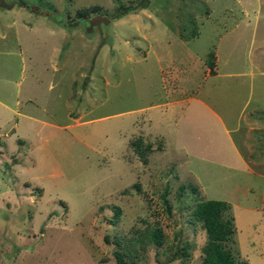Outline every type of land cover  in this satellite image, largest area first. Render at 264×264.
I'll use <instances>...</instances> for the list:
<instances>
[{
  "label": "rangeland",
  "instance_id": "374dc122",
  "mask_svg": "<svg viewBox=\"0 0 264 264\" xmlns=\"http://www.w3.org/2000/svg\"><path fill=\"white\" fill-rule=\"evenodd\" d=\"M210 198L264 264V0H0V260L200 264Z\"/></svg>",
  "mask_w": 264,
  "mask_h": 264
},
{
  "label": "trees",
  "instance_id": "16d2710c",
  "mask_svg": "<svg viewBox=\"0 0 264 264\" xmlns=\"http://www.w3.org/2000/svg\"><path fill=\"white\" fill-rule=\"evenodd\" d=\"M139 8L145 6V3H139L137 5ZM122 11H117L112 18H117L126 12H130L134 9L129 5L119 4L118 8H122ZM81 12L86 10L80 9ZM211 60L213 55H209V60ZM211 69V66H210ZM133 145L134 150H143L139 148L140 143H142L140 138H136L130 141ZM148 143L145 148H148ZM141 158L146 157L145 153L141 154ZM230 209L228 202L222 199H202L193 205L192 215L195 219H198L202 223L207 234L206 243L202 246L203 257L200 264H249L245 259H240L238 262L234 259L231 250L225 246V242L232 238V233L234 232V223L232 215L227 213L220 215V211ZM225 215L224 218L222 216ZM149 234V233H147ZM159 233H155L152 236V240L155 244L159 243L157 238ZM114 255H117L114 252ZM117 262H120L119 256H116Z\"/></svg>",
  "mask_w": 264,
  "mask_h": 264
},
{
  "label": "crops",
  "instance_id": "0c3cea01",
  "mask_svg": "<svg viewBox=\"0 0 264 264\" xmlns=\"http://www.w3.org/2000/svg\"><path fill=\"white\" fill-rule=\"evenodd\" d=\"M243 121H245L246 125L251 129V128H255V125H256L255 122L257 120H255L254 117H249V116L246 115V118L244 116ZM4 236H6V234L1 236L2 239H3ZM16 236H17V242L15 243V246L17 247V252L15 253V255H12V256L10 255L8 257V259L6 260V262L4 261L3 258H1L0 264H6L7 262H8L7 264H16L18 259L20 258V256L24 255L26 253V248H24L25 245H24V247H20V245H22L23 243L25 244V240L23 239V243L22 242L19 243V241H18L19 234H16ZM1 243H2V245H5V240L3 242H1Z\"/></svg>",
  "mask_w": 264,
  "mask_h": 264
}]
</instances>
